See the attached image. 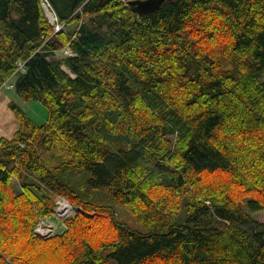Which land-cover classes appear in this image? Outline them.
<instances>
[{
	"label": "trees",
	"instance_id": "trees-1",
	"mask_svg": "<svg viewBox=\"0 0 264 264\" xmlns=\"http://www.w3.org/2000/svg\"><path fill=\"white\" fill-rule=\"evenodd\" d=\"M42 1L0 0V86L15 77L21 97L49 108L37 125L13 106L21 127L0 139V226L8 213L14 226L0 264H49L78 247L61 264H264L252 215L264 211V0H170L150 14L128 0H45L71 33L55 32ZM13 177L27 193L20 214ZM58 196L77 213L44 239L34 227ZM104 218L109 238L85 241Z\"/></svg>",
	"mask_w": 264,
	"mask_h": 264
},
{
	"label": "rangeland",
	"instance_id": "rangeland-1",
	"mask_svg": "<svg viewBox=\"0 0 264 264\" xmlns=\"http://www.w3.org/2000/svg\"><path fill=\"white\" fill-rule=\"evenodd\" d=\"M42 2L47 3L45 0H43ZM49 19H50V23L55 29V32L63 30L68 33H71L76 28V26L72 27V25L65 26L63 24H60L59 22H57L55 16L54 19H52L51 17H49ZM81 21L82 19L80 20V22ZM191 33L198 36L195 29H191ZM220 38L221 40H224L223 33H220ZM202 42L204 44L207 43L205 38L202 39ZM66 48L71 51V48L69 46H65L59 49L58 53H61L62 56H64L65 54L64 52ZM95 66L98 67V65ZM14 81H15V77L11 79V82ZM13 106H17L21 110V112H23L28 118H30L37 125L44 124L48 119L49 108L41 101L34 99L26 100L23 97H21L16 92L15 89L0 88V139L6 138L11 140L21 127V120L15 108H13ZM54 157L55 155H53L52 158ZM209 177L212 179L225 178L226 174L223 172H218V173H214L213 175H209ZM80 179L81 177L79 176L74 178V181H76L74 182V184L78 188L83 184L82 179L81 180ZM84 189L89 191V193L92 195L93 199L96 202L107 203L113 206L120 221L127 223L133 228H137L142 231L147 230V227L138 216L131 213L125 206H123L118 201H116L106 190L90 189V188H86V186H84ZM7 197L10 199V203L12 205V206L10 205V208H14V209L17 208L18 214L21 213L22 208H23L22 211L24 212L25 206L28 204L25 201V198L27 197V193L24 191L23 188H21L20 184L17 182L15 177H13L12 186L8 192ZM65 199L67 200V198ZM67 201H64L62 203V207L61 206L59 207V203L58 204L56 203V206L54 205L55 206L54 211L51 212V214L47 216L38 217V223L34 227V232L36 235L41 236L44 239H47L53 236L62 235L65 232L67 228L66 219L70 216L76 215L77 213L76 208L70 206V204H68ZM30 204L34 206L35 202L30 201ZM65 204H67L68 206H66ZM65 210H69V211H65ZM179 214L183 215L184 212L182 213V211H180ZM252 215L257 220L264 222V211L253 212ZM13 227L14 226H13L12 218L8 213L7 217L4 219L3 225L0 226V238L5 236L7 233H9L13 229ZM20 227H23V225H20ZM111 233H112V228L110 226L108 219L107 218L97 219V222L93 227V231L92 232L88 231L84 236V240L90 241L91 243H96L102 239L109 238V234ZM81 249L82 247H78L76 251H74L73 253L63 249L55 253L52 257H50L48 259V263L49 264H61L62 262L68 263Z\"/></svg>",
	"mask_w": 264,
	"mask_h": 264
},
{
	"label": "water",
	"instance_id": "water-1",
	"mask_svg": "<svg viewBox=\"0 0 264 264\" xmlns=\"http://www.w3.org/2000/svg\"><path fill=\"white\" fill-rule=\"evenodd\" d=\"M165 1L170 0H128V4L138 14H150L159 9Z\"/></svg>",
	"mask_w": 264,
	"mask_h": 264
},
{
	"label": "built area",
	"instance_id": "built-area-1",
	"mask_svg": "<svg viewBox=\"0 0 264 264\" xmlns=\"http://www.w3.org/2000/svg\"><path fill=\"white\" fill-rule=\"evenodd\" d=\"M43 5L46 7L48 13L50 12L49 8H48V5L43 2ZM49 15V14H48ZM50 17V16H49ZM54 17V16H53ZM66 55H73V52H71L70 50H68L66 48L65 52H64ZM20 71H24V67H23V62L22 61H19L18 62V69L15 71V74H18ZM10 79V78H9ZM6 80L1 86L0 88H8V89H12V88H15V83L14 82H11L10 80ZM64 201H67L64 197H61V196H58V199H57V204L59 203V207L61 206L62 207V203ZM68 204H70L68 201H67ZM71 206V205H70ZM65 211H69V210H65Z\"/></svg>",
	"mask_w": 264,
	"mask_h": 264
},
{
	"label": "bare ground",
	"instance_id": "bare-ground-1",
	"mask_svg": "<svg viewBox=\"0 0 264 264\" xmlns=\"http://www.w3.org/2000/svg\"><path fill=\"white\" fill-rule=\"evenodd\" d=\"M49 16L52 18V19H54V17H53V13L52 12H49ZM219 26V25H218ZM255 122V121H254ZM241 139V138H240ZM66 206H68L67 204H65ZM148 218V217H147ZM233 249V248H232ZM231 251V250H230Z\"/></svg>",
	"mask_w": 264,
	"mask_h": 264
},
{
	"label": "crops",
	"instance_id": "crops-1",
	"mask_svg": "<svg viewBox=\"0 0 264 264\" xmlns=\"http://www.w3.org/2000/svg\"><path fill=\"white\" fill-rule=\"evenodd\" d=\"M50 220V219H49ZM53 220V219H52Z\"/></svg>",
	"mask_w": 264,
	"mask_h": 264
}]
</instances>
